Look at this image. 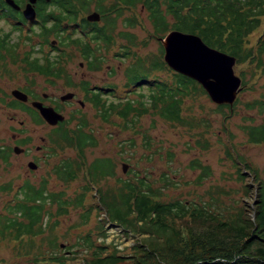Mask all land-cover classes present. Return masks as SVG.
Wrapping results in <instances>:
<instances>
[{
  "label": "trees",
  "instance_id": "1",
  "mask_svg": "<svg viewBox=\"0 0 264 264\" xmlns=\"http://www.w3.org/2000/svg\"><path fill=\"white\" fill-rule=\"evenodd\" d=\"M92 3L94 9L105 14V24L96 30L95 38H102L106 48L115 42L116 20L123 15L125 8L141 5L152 27L151 37L163 36L170 30L199 35L209 46L235 56L238 66L244 65L241 88L247 84L243 79L247 68L251 71L253 83L264 76V0H113L110 5L104 0H55L56 8L49 9L46 2L38 10L44 22L59 11L54 14L55 25L41 29L43 40L52 34L60 35L59 45L67 46L69 36L63 34L66 26L58 22L78 11H89ZM133 21L132 18L124 19L125 25L131 27ZM11 24L13 29L19 25L15 21ZM116 35L124 38L127 44L135 43L131 32L122 30ZM7 45L8 40L0 37V50ZM121 48V52L115 51L113 55L125 57L133 54L126 70L125 93L138 91V98H116L113 86L107 85L105 90L101 88L114 98L97 93L90 100L97 110H102L101 116L105 120L109 121L116 110H121L124 117L136 110L139 114L154 110L163 120L184 124L182 110L188 98L208 95L196 80L167 66L162 45L158 54L146 56L135 55L130 49L126 50L127 46ZM61 51V57H65V52ZM12 56L15 61L16 57ZM23 61L28 71L56 74L53 73L55 65L46 58L41 62L37 59L29 61L28 58ZM97 61L101 59L97 58ZM90 65L93 68V64ZM162 72L169 76L164 78L160 74ZM143 88L146 93L141 91ZM246 105L248 108L257 106L264 111V93L259 100ZM232 106L217 104L219 110ZM244 131L249 143H264V119L258 124L245 126ZM52 139L69 146L75 143L82 155L85 146L96 144L92 133L81 127L73 131L60 128ZM202 147H205L204 143ZM225 151L244 186L242 196L231 205L222 199L229 193L224 189L218 191L216 207L212 195L210 202L200 198L191 202L175 198L164 201L163 189L154 187L144 177L121 181V186L113 192L109 188L106 191L93 190V200L88 206H85V199L92 190L87 186L72 199L64 197L63 191L45 195L44 186L39 189L26 187L22 197L13 204H7L6 210L10 215H0V238H9L14 244V257L8 264H121L126 261L131 264H264V181L231 142L225 146ZM71 165L67 160L60 162V180L71 181L78 168L83 170V162L75 171ZM92 167L89 172L94 177L113 174V165L108 157L97 158ZM190 167L199 169L195 183L201 184L208 174V167L197 161L191 162ZM169 181L167 179L165 185ZM53 196L57 200L56 211H45L46 203L52 205ZM70 205L83 208L78 226L88 224L92 217L96 220L77 244L59 250L58 237L53 232L58 227V217L67 213ZM45 213L48 219H45ZM103 222L118 226L125 236L131 235L136 240L122 249L114 242H106L108 234ZM74 246L82 247V251L72 250Z\"/></svg>",
  "mask_w": 264,
  "mask_h": 264
},
{
  "label": "rangeland",
  "instance_id": "2",
  "mask_svg": "<svg viewBox=\"0 0 264 264\" xmlns=\"http://www.w3.org/2000/svg\"><path fill=\"white\" fill-rule=\"evenodd\" d=\"M104 1L107 5H110L113 0ZM90 7L93 9V3ZM125 18L134 19V25L132 27L125 25ZM10 22L12 23V21ZM116 22L118 31L124 30L134 34L135 43L132 45L127 44L124 38L117 36L116 32H114L115 42L109 48H103L104 56L103 60H101V70L95 72L91 80L97 84L103 83L113 86L116 90V98L125 96L138 98V91L136 93L135 91L125 93V88H127L125 87L126 70L133 54L125 57H116L113 54L115 51L121 52L122 46H127L126 50L130 49L135 55L158 54L160 45H162L159 38L164 35L151 37L152 27L147 19V13L141 5H137L134 8H125L123 15ZM11 23L0 17V31L8 34V44H17L18 46L15 47L17 53H15V50L12 52L16 56L15 61L9 57L7 52H1L4 58H0V96L4 100L5 103L3 104L5 105H9L6 104V101L11 98L10 92L14 87L20 86L23 89L49 91L47 89L49 84L46 76L29 73L30 71L25 69V63L22 61L24 53L30 51L31 46L34 47L35 51H37L38 46L32 45L29 40L24 38L28 34L26 31H24L25 33L18 32L12 28ZM33 30L36 33L38 32L37 27ZM260 31L262 30L259 29ZM34 34L35 32L31 36ZM55 37L50 35L48 38L57 39ZM62 50L68 56V53L73 54L76 49L67 45ZM45 53V49L42 52H34L28 59L37 57L41 61ZM53 56L55 54H51V57ZM71 58L69 62L64 64V67L72 78L74 70H78V62L81 58L75 55H72ZM238 64L235 63L234 72L241 77L244 65L238 66ZM107 65H109V71H106ZM80 74L78 71L77 78ZM160 74L164 78L169 76L167 72ZM243 79L247 81V84L239 90L236 96L237 102H233L234 104L230 108L224 107L219 110L217 104L206 94H198L195 97L188 98L182 110V117L185 120L184 124L163 120L151 111L140 117L132 116L128 122L123 120L122 123L118 124V119L115 117L104 122L99 119L94 109L86 105V108L83 109L82 118L87 122L85 130L92 133L95 137L96 146L85 149L84 155L88 161L99 156L109 157L115 164L114 169H116L118 179H121L120 183L128 179L147 178L154 187L163 189L165 195L162 196V199L164 201L175 198L180 201L191 202L200 198L202 201L210 202L212 195L216 207L218 191L224 189L229 193L228 197H222V199L225 204L231 205L233 201L238 200L242 196L244 186L243 182L238 180L232 160L226 155L225 146L229 142L257 169L259 176L264 181V143H249L247 140L248 136L244 131L245 126L258 124L264 119V111H260L257 106L248 108L246 105L255 99L259 100L263 95L264 76L253 83L251 71L247 68ZM57 89L60 90V88ZM129 91H131V88H129ZM141 91L147 92L145 88ZM109 95V99L114 98L112 94ZM11 116L15 117L14 121L10 119ZM20 120L25 122V130L34 127L36 128L34 131L36 135L44 133L40 130V127L33 123L32 116L27 112L24 113L21 110H0V130L4 129L9 133L12 129L19 127L18 121ZM68 124L73 129V123ZM68 124L67 126H69ZM131 126L136 127L137 130L134 131ZM51 140L55 141L56 144L54 143V145L56 146L55 149H57V157L54 160L61 162L62 160H68L74 155L68 145L54 139ZM33 141L40 144L38 138ZM203 143L205 147H202ZM121 160L123 163H121ZM196 161L208 167V174L201 180V184L195 183L196 177L200 172L199 169L190 167L191 162ZM123 164H127L125 171L122 168ZM74 166H76L75 161ZM48 169L47 162L45 165L42 163L38 171L28 174L24 180L38 184L42 179L46 178L51 188L63 191L64 197L70 199L74 198L82 190L85 180L84 167L83 170L78 168L75 179L68 182H64L59 178L56 179L52 171L53 174L48 175ZM24 175L10 180L19 184L24 181L22 180ZM10 176V170L7 166L0 164V215H6L7 213V216H9L6 205L12 202V198L15 200L19 198V195L15 196L13 188L6 189V191L1 188L3 183L9 180ZM114 179V177L100 179L97 181V186L99 185L98 187H101V189L104 186H108V188L113 186V189H111V192H113L116 188ZM167 179L170 181L169 184L165 185ZM92 193L93 190L89 191L85 199V206L92 202ZM54 210V206L46 203L45 211L54 212ZM82 211L83 208L70 205L67 213L58 217V227L53 233L58 237L59 250H66L65 246L77 244L78 239H81V236L85 235L94 226L96 217H92L88 224L78 226L81 222ZM45 214V219H48L47 213ZM101 216H104V213H101ZM103 225L107 228L108 234L105 241L114 242L119 249L129 247L136 240L131 235L125 236L116 225H111L108 222H103ZM100 240L98 239L97 241ZM13 245V241L9 240V238L6 240H1L0 238V264L11 262L15 253ZM75 249L82 251V247H72V250ZM121 264H131V262L126 261Z\"/></svg>",
  "mask_w": 264,
  "mask_h": 264
},
{
  "label": "flooded vegetation",
  "instance_id": "3",
  "mask_svg": "<svg viewBox=\"0 0 264 264\" xmlns=\"http://www.w3.org/2000/svg\"><path fill=\"white\" fill-rule=\"evenodd\" d=\"M54 1L55 0H36L35 3L32 4L33 8L35 9V18L33 19H26L23 15V9L25 8L26 3L28 0H14L15 4L18 7H12L9 5L5 0H0V17L4 18L6 21L10 23L13 19V21L17 22L19 25L16 28V30L22 33H25L26 31L28 34L27 36H24L26 40H29L32 45H37L38 49L35 51L34 47L31 46L30 51H26L23 55V59L29 58L30 55L34 52H42L43 49H45L46 53L44 54L43 59H48L55 65V69L53 73L56 74H48L44 75L48 79L47 89L46 91L41 90H29V89H23L22 87H14L11 89V98L6 101L5 105L3 103L4 100L0 96V110H21L24 113H28L31 115L30 112H33L36 117H32L33 123L40 127V130H42L44 133L40 135L35 134L36 128H31L28 130H25V122L23 120L18 121L19 127L16 129H12L11 132H7L6 130L2 129L0 130V164H3L4 166H7V168L10 170V178L9 180L5 181L3 183V186L1 188L6 191V189H14L15 196L19 195V197H22V192L25 190L26 187H31L33 189H39L42 186H44V194L47 195L49 193L51 194H58L60 192L59 190L51 188L50 185H48L46 178L42 179L38 184H33L26 179L28 174H31L33 172H36L41 167V164L44 165L47 162V165L49 167L48 169V175H51L54 173L55 178L58 179V166L60 162L58 160H54L56 158L57 149H55V141L51 140L53 135L55 134V131L60 128H68L70 130H76L78 127H81L85 130V127L87 126V122L82 118L84 110L86 108V105H89L90 108L94 109V112L99 117V119L106 122L102 116L101 111L97 110L96 107L93 105L92 101L90 99L94 98L97 93H101L102 95L105 94V96L109 95V93H105V90L107 88L106 84L103 83H95L91 79H93L94 73L101 70V61H97V58H100L103 60V48H106V44L104 43L102 38H95V34L97 33L96 30L102 27L105 24V14L101 13L97 9H93L90 7V10L87 12H81L78 11L77 13H74L71 17L65 18L60 20L58 23L66 26L65 30L63 31L64 35H68V45L71 46L73 49L76 50L73 52V54H69L68 56L65 55V57H61V49L64 48V45H59L60 42V35H57V39H49L43 40L41 34L42 28H51L55 25L57 22L56 16L54 14H58L59 11H55L52 16L49 17L47 21H43L42 18L39 17L38 10L40 9L43 4L47 2L48 8H56L54 7ZM78 7V6H76ZM97 11L100 14V18L98 20H88L87 15L92 12ZM114 16V13H111ZM16 16V17H14ZM12 21V22H13ZM44 25V26H43ZM43 26V27H42ZM37 27V33L33 29ZM264 29V28H263ZM262 29V32H263ZM35 34L31 36L32 33ZM114 32H120L117 30V22L116 27L114 29ZM261 32V33H262ZM7 33H2L0 31V37H5V40L7 39ZM53 36H56L52 34ZM51 35V36H52ZM6 45V44H5ZM86 46L88 48H86ZM11 44H8L6 48L3 47V49L0 50V58L3 59L4 56L1 54V52H7L9 57L13 59L12 52L17 53L15 47H18L16 45H12V51L10 50ZM51 54H55V56L51 57ZM14 55V54H13ZM72 55H75L76 57L81 58V60L78 62V70H74L71 78V74H68L66 72V68L64 67V64L66 62H69L71 60ZM15 56V55H14ZM3 57V58H2ZM16 57V56H15ZM61 57V58H60ZM70 57V58H69ZM97 57V58H96ZM32 59H28L29 61L38 60L37 57H31ZM41 59V61L43 60ZM95 59V62H91ZM39 61V62H41ZM97 61V62H96ZM24 62V61H23ZM90 64H93V68H91ZM80 72L81 74L77 78V72ZM106 71H109V65L106 67ZM29 73L33 74H40L42 73L32 70ZM57 88H60L58 90ZM14 89H19L22 92L26 94V100H21L16 98L12 91ZM62 92V93H60ZM1 93V91H0ZM129 93V92H127ZM66 94H71V96L67 99H62V96ZM110 96V95H109ZM33 102H39L43 106L52 107L55 111L58 113H61L65 116L63 121H59L56 124L52 125L49 124L39 113V109L35 106H33ZM73 104V106H72ZM67 106L69 107L67 109ZM154 112V110H147L146 112L137 113V110L132 112L127 117L122 116L120 113L121 110H116V114L111 116L118 119V124L122 123L123 120L130 121V117H140L143 114H146L148 112ZM66 112V114H65ZM10 119L14 121L15 117L11 116ZM85 122H82V121ZM68 123H73L74 126H72L73 129H71V126H67ZM133 123V122H132ZM84 125V126H82ZM75 127V128H74ZM131 128L136 131L137 128L131 126ZM86 131V130H85ZM87 132V131H86ZM46 133V134H45ZM45 134V135H44ZM35 138H38L40 141V144L35 143L33 140ZM54 147H53V145ZM56 144V143H55ZM69 146V145H68ZM94 145H87L83 149V155L79 153V148L74 144L70 145L69 147L73 151V156L69 158L67 161L71 162V168L74 169V171L77 169L78 164H82L85 168V171L83 172L85 180H84V186H87L89 190H100V191H106L108 189V186H104L102 189L97 186V181L100 179H104L105 177H114V184L116 188L121 186L120 180L118 179V176L116 174V169H114L115 164L111 160V163L113 165V174L109 176L104 177H94L90 172L89 169L92 168V163L98 158H107L106 156H99L93 158L91 161H88L87 158L84 155V150L88 147H95ZM76 159V160H75ZM64 161V160H62ZM61 161V162H62ZM74 161L76 163V166H74ZM121 163L122 160H121ZM123 168V167H122ZM53 173H52V172ZM24 175L23 179L24 181L17 184V182H13V180H10L12 178L16 177H22ZM75 174H77L75 172ZM137 177V176H136ZM75 179V178H74ZM6 183V184H5ZM5 184V185H4ZM36 185V186H35ZM83 186V185H82ZM83 186V187H84ZM114 186V187H115ZM109 189H113V186H109ZM114 189V191L116 190ZM13 204L16 200L11 199ZM53 202L52 206H54V211L57 209V200L54 199L53 196ZM7 206V205H6Z\"/></svg>",
  "mask_w": 264,
  "mask_h": 264
},
{
  "label": "water",
  "instance_id": "4",
  "mask_svg": "<svg viewBox=\"0 0 264 264\" xmlns=\"http://www.w3.org/2000/svg\"><path fill=\"white\" fill-rule=\"evenodd\" d=\"M12 7H18L14 0H5ZM36 0H28L23 9L26 19L35 18L32 4ZM100 14L92 11L88 20H98ZM163 47V60L172 70L196 80L207 92L209 98L216 104L232 105L241 89L242 79L234 72L236 57L206 44L194 33L181 30H170L159 38ZM12 94L21 100H26V94L14 89ZM71 94L62 96L67 99ZM40 115L49 123L56 124L64 120V115L52 107L33 102ZM127 164H123L125 171ZM62 246V245H61Z\"/></svg>",
  "mask_w": 264,
  "mask_h": 264
}]
</instances>
